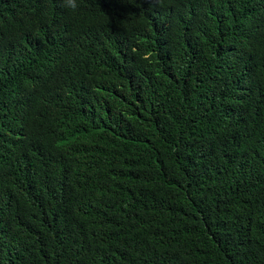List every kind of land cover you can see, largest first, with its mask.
Returning a JSON list of instances; mask_svg holds the SVG:
<instances>
[{"label":"trees","instance_id":"16d2710c","mask_svg":"<svg viewBox=\"0 0 264 264\" xmlns=\"http://www.w3.org/2000/svg\"><path fill=\"white\" fill-rule=\"evenodd\" d=\"M0 0V264H264V0Z\"/></svg>","mask_w":264,"mask_h":264},{"label":"clouds","instance_id":"9594fccd","mask_svg":"<svg viewBox=\"0 0 264 264\" xmlns=\"http://www.w3.org/2000/svg\"><path fill=\"white\" fill-rule=\"evenodd\" d=\"M64 5L68 8L76 9L77 4L75 0H64Z\"/></svg>","mask_w":264,"mask_h":264}]
</instances>
